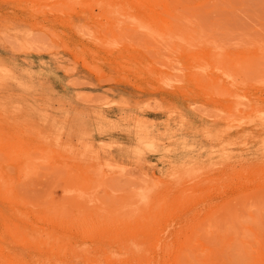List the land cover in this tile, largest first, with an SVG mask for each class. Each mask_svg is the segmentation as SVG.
I'll return each instance as SVG.
<instances>
[{
  "label": "rangeland",
  "instance_id": "1",
  "mask_svg": "<svg viewBox=\"0 0 264 264\" xmlns=\"http://www.w3.org/2000/svg\"><path fill=\"white\" fill-rule=\"evenodd\" d=\"M262 144L264 0H0V264H264Z\"/></svg>",
  "mask_w": 264,
  "mask_h": 264
},
{
  "label": "bare ground",
  "instance_id": "2",
  "mask_svg": "<svg viewBox=\"0 0 264 264\" xmlns=\"http://www.w3.org/2000/svg\"><path fill=\"white\" fill-rule=\"evenodd\" d=\"M213 82H215V81H213ZM261 150L264 151V144H262Z\"/></svg>",
  "mask_w": 264,
  "mask_h": 264
}]
</instances>
